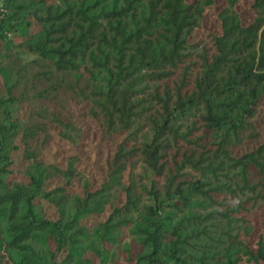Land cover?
<instances>
[{
    "label": "trees",
    "instance_id": "obj_1",
    "mask_svg": "<svg viewBox=\"0 0 264 264\" xmlns=\"http://www.w3.org/2000/svg\"><path fill=\"white\" fill-rule=\"evenodd\" d=\"M2 7L0 264H264V0Z\"/></svg>",
    "mask_w": 264,
    "mask_h": 264
},
{
    "label": "rangeland",
    "instance_id": "obj_2",
    "mask_svg": "<svg viewBox=\"0 0 264 264\" xmlns=\"http://www.w3.org/2000/svg\"><path fill=\"white\" fill-rule=\"evenodd\" d=\"M208 27L215 30L217 29L215 17L212 16L208 19ZM81 108V105H72V109L76 114H80L82 110ZM257 121L259 124H264V103L263 109L258 114ZM78 123L85 129V144L78 148H71L65 143L54 141L51 148L49 149L50 153L48 154L47 159L49 162H54L61 165L62 167H66L67 158H69L71 155L80 153V155L83 156V160L78 167L83 170L84 174L90 180H92L95 184H99L102 182V179L106 173V159L115 150V146L109 144L107 146L97 147V144L100 140V132L96 126L90 122L82 120L81 118L79 119ZM46 211L47 214L52 215L50 209H47ZM100 219L102 218L94 219L92 222H97Z\"/></svg>",
    "mask_w": 264,
    "mask_h": 264
},
{
    "label": "built area",
    "instance_id": "obj_3",
    "mask_svg": "<svg viewBox=\"0 0 264 264\" xmlns=\"http://www.w3.org/2000/svg\"><path fill=\"white\" fill-rule=\"evenodd\" d=\"M4 1L5 0H0V13L1 12H4L3 9H2L3 8L2 6H3Z\"/></svg>",
    "mask_w": 264,
    "mask_h": 264
}]
</instances>
